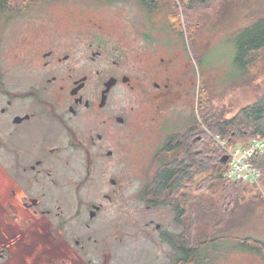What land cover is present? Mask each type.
Returning a JSON list of instances; mask_svg holds the SVG:
<instances>
[{
    "label": "flooded vegetation",
    "instance_id": "1",
    "mask_svg": "<svg viewBox=\"0 0 264 264\" xmlns=\"http://www.w3.org/2000/svg\"><path fill=\"white\" fill-rule=\"evenodd\" d=\"M24 23L0 49V264H121L126 193L135 227L183 232L187 177L178 208L158 180L189 136L203 138L182 36L156 52L143 32L131 51L91 16ZM183 98L184 121L163 120Z\"/></svg>",
    "mask_w": 264,
    "mask_h": 264
},
{
    "label": "rangeland",
    "instance_id": "2",
    "mask_svg": "<svg viewBox=\"0 0 264 264\" xmlns=\"http://www.w3.org/2000/svg\"><path fill=\"white\" fill-rule=\"evenodd\" d=\"M28 10L23 15L3 18L0 24V49L8 46L12 35L31 16L47 11L76 19L91 16L103 20L113 31L121 33L131 51L144 42L143 32L152 37L148 36L147 39L155 44L156 52H167L168 48L162 47L163 42L174 41L175 47L179 38L177 34L180 38L182 36L185 58L191 63L193 80L190 95L193 112L198 113L202 108L199 107V91L203 90L204 84L207 87L206 95L204 94L205 110L224 112L228 117L252 103L264 92V50L260 52L261 68L248 81L239 78L242 71H239L236 62L237 37L246 24L264 15V0H214L188 12H184L181 7V23L177 19L174 22L168 20L165 11L155 10L150 13L140 0H50L34 4ZM172 17L175 16L170 15ZM169 27H173L174 33ZM188 106L183 98L166 111L163 120L169 117L171 122L184 121L186 117L182 112H185L183 109H189ZM200 117L202 119V115ZM213 137L218 142L219 136ZM202 178L197 177L195 187L190 190L193 194L192 200L200 195L205 197L201 199L207 207L202 228L206 234H212L216 230L217 221H221L220 225L223 224L225 229L218 234L231 236L229 243L218 248L210 246L208 250L215 257L212 264H262L256 252L234 249L232 242L235 237L249 235L264 238V179L257 186L247 185L242 191L229 190L210 180L206 182L205 189L199 191L196 187L198 188V182ZM124 203L128 243L118 252L121 264H172L173 246L161 241L160 233L156 230L146 228L147 232H153L156 237L152 240L145 237L146 231L141 227H135L139 204L135 202L134 195L126 193ZM174 226L176 227V223H171V227L176 229ZM164 227L167 225L164 224Z\"/></svg>",
    "mask_w": 264,
    "mask_h": 264
},
{
    "label": "trees",
    "instance_id": "3",
    "mask_svg": "<svg viewBox=\"0 0 264 264\" xmlns=\"http://www.w3.org/2000/svg\"><path fill=\"white\" fill-rule=\"evenodd\" d=\"M50 0H0V24L4 19H9L26 11L34 5ZM150 11H165L168 14V20L175 19L179 23L180 8L184 12L191 11L197 6H204L214 0H140ZM225 8L226 1L223 3ZM170 15L175 16L170 18ZM237 56L236 62L239 71H242L239 78L248 79L257 74L262 64L259 63L260 52L264 50V15L254 18L246 24L237 37ZM264 65V64H263ZM199 91L201 110L194 111V117L198 128L204 133L202 140L197 138L189 139L181 152L175 154L176 157L165 167L167 171L158 178L159 186L165 189L166 198L170 195L174 197V206L176 207L181 198H178L177 188L182 185V180L187 177L188 194L186 204L184 205V216L180 218L177 211V224L184 225L183 232H162L161 241L167 242L173 246L171 260L172 264H212L214 254L208 249L210 246L223 245L230 242V235L225 233L218 234L225 229L221 221H217L216 230L211 234H206L202 228V222L205 219L204 195L197 196L192 200V187H195L197 177L202 178L198 182L199 191H203L207 181L218 182L227 189L244 190L247 185L257 186V183L248 180H234L226 174L230 163L225 161V150L214 139V135L219 136V140H225L232 146H246L254 137L264 136V92L261 93L252 103L240 108L234 115L228 117L224 112L214 109L204 108V94L207 87L202 86ZM202 89V88H201ZM203 92V93H202ZM199 115H202L199 118ZM254 166L261 171L260 183L264 179V152H259L252 158ZM177 170L178 172H175ZM183 173L184 177L177 175ZM201 184V185H200ZM197 186V185H196ZM170 188V190L168 189ZM229 189V190H230ZM169 190V191H168ZM168 192V193H167ZM180 204V203H179ZM178 208V206H177ZM179 211L180 207H179ZM232 242V241H231ZM232 248L252 250L256 252L264 264V238L255 236L235 237L232 242Z\"/></svg>",
    "mask_w": 264,
    "mask_h": 264
},
{
    "label": "built area",
    "instance_id": "4",
    "mask_svg": "<svg viewBox=\"0 0 264 264\" xmlns=\"http://www.w3.org/2000/svg\"><path fill=\"white\" fill-rule=\"evenodd\" d=\"M218 141L228 155L230 163L226 175L234 180L244 179L259 184L261 171L254 166L252 158L256 153L264 152V136L254 137L246 146H232L225 140Z\"/></svg>",
    "mask_w": 264,
    "mask_h": 264
},
{
    "label": "water",
    "instance_id": "5",
    "mask_svg": "<svg viewBox=\"0 0 264 264\" xmlns=\"http://www.w3.org/2000/svg\"><path fill=\"white\" fill-rule=\"evenodd\" d=\"M224 159H225V161H227L228 160V155H224Z\"/></svg>",
    "mask_w": 264,
    "mask_h": 264
}]
</instances>
